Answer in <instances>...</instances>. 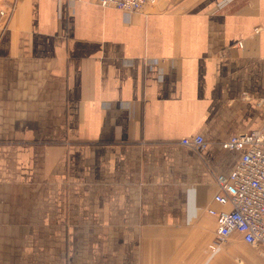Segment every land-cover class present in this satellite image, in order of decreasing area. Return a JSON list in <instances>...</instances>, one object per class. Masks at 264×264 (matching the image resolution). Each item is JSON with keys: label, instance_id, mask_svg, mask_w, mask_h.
Listing matches in <instances>:
<instances>
[{"label": "crops", "instance_id": "0c3cea01", "mask_svg": "<svg viewBox=\"0 0 264 264\" xmlns=\"http://www.w3.org/2000/svg\"><path fill=\"white\" fill-rule=\"evenodd\" d=\"M262 98L264 0H0V264H264L207 212Z\"/></svg>", "mask_w": 264, "mask_h": 264}, {"label": "built area", "instance_id": "2783aa9c", "mask_svg": "<svg viewBox=\"0 0 264 264\" xmlns=\"http://www.w3.org/2000/svg\"><path fill=\"white\" fill-rule=\"evenodd\" d=\"M101 6L136 12L157 0H96ZM182 145L195 151L202 150L206 141L201 135L180 139ZM224 149L237 150L240 158L227 174L215 176L217 191L213 201L222 205L220 210L208 208L216 220L215 240L209 246L216 250L231 234L259 248L264 245V123L258 129L240 131L220 142Z\"/></svg>", "mask_w": 264, "mask_h": 264}, {"label": "rangeland", "instance_id": "374dc122", "mask_svg": "<svg viewBox=\"0 0 264 264\" xmlns=\"http://www.w3.org/2000/svg\"><path fill=\"white\" fill-rule=\"evenodd\" d=\"M261 106H262V109L264 110V98H262Z\"/></svg>", "mask_w": 264, "mask_h": 264}, {"label": "bare ground", "instance_id": "6f19581e", "mask_svg": "<svg viewBox=\"0 0 264 264\" xmlns=\"http://www.w3.org/2000/svg\"><path fill=\"white\" fill-rule=\"evenodd\" d=\"M109 7H112V6L109 5ZM114 8H115V7H114ZM116 9H117V8H116Z\"/></svg>", "mask_w": 264, "mask_h": 264}]
</instances>
